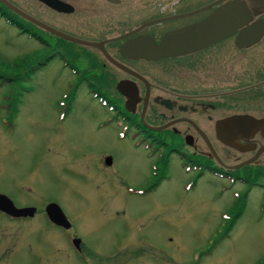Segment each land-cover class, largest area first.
I'll return each mask as SVG.
<instances>
[{
  "label": "rangeland",
  "instance_id": "rangeland-1",
  "mask_svg": "<svg viewBox=\"0 0 264 264\" xmlns=\"http://www.w3.org/2000/svg\"><path fill=\"white\" fill-rule=\"evenodd\" d=\"M125 9L118 10L122 19L145 18L136 12L127 16ZM106 12L118 14L112 9ZM66 20L59 16L57 21ZM54 47L40 46L0 19L1 69L13 72L11 60L23 55H33L28 66L38 59L54 61L17 82L14 103L22 104L14 119L15 132L6 131L0 121V193L18 205L55 201L90 253L80 259L65 245L60 230L47 231L46 240L38 244L34 223L0 220V255H7L0 264H258L263 260L264 180L248 190L243 183H230L206 170H189L172 154L163 167L167 178L152 182L149 163L140 153L121 145L113 128L96 127L94 122L109 117L97 100L84 92L76 95L70 101L73 112L64 119L54 107L62 102L67 80L52 53ZM11 88L0 82V117ZM107 154L114 156L118 179L128 184L123 191L109 189L95 171L96 159ZM238 212L232 229L220 239L227 218ZM37 251L42 257L36 256Z\"/></svg>",
  "mask_w": 264,
  "mask_h": 264
},
{
  "label": "flooded vegetation",
  "instance_id": "flooded-vegetation-1",
  "mask_svg": "<svg viewBox=\"0 0 264 264\" xmlns=\"http://www.w3.org/2000/svg\"><path fill=\"white\" fill-rule=\"evenodd\" d=\"M6 1L70 38L66 40L47 32L0 2V15H6L5 10H8L29 24L22 23L19 31L15 28L18 33L28 31L40 46L49 49L56 46L52 53L64 54L56 55L61 70L67 74L62 97L87 93L97 100L109 117L94 122L96 127L103 131L113 128L121 145L140 153L149 163L152 182L163 181V167L169 165L170 156L175 154L188 168L206 170L213 177L230 183L261 185L264 132L237 139L242 149L239 150L226 145L229 138H220L216 127L224 120L239 116L264 120V0H239L249 12L244 23L238 24L231 34L180 55H163L158 51L170 34L200 26L233 0H56L64 6L65 12L41 0ZM122 7L126 8L127 16L136 12L145 18L122 19V11H118ZM111 9L118 14L106 12ZM59 16L67 20L58 24ZM0 18L5 21L4 17ZM246 30L258 33V39L251 44L238 43L239 36ZM58 46L65 47L66 51L57 50ZM53 62L38 59L36 64L45 68ZM21 89L26 90L23 86ZM16 96L15 88H11V93L5 96L0 117L1 124L11 134L15 132L14 119L22 104L14 103ZM56 106L63 119L73 112L70 102L63 104L58 100ZM101 157L93 166L106 179L107 187L126 189L128 184L118 179L113 168L114 156ZM83 176L85 178L86 174ZM7 197L18 209L35 210L24 217L0 211L3 223H34V240L38 244L46 240L47 231L60 230L64 233L65 245L80 259L90 253L58 203L46 200L38 206L18 205ZM52 203L61 208L69 228L49 219L46 207ZM37 217L39 221H35ZM77 239L79 242L75 244ZM31 247L29 251H33ZM112 252L117 254L115 250ZM36 253L42 257L40 251ZM5 257V253L0 255V263Z\"/></svg>",
  "mask_w": 264,
  "mask_h": 264
},
{
  "label": "water",
  "instance_id": "water-1",
  "mask_svg": "<svg viewBox=\"0 0 264 264\" xmlns=\"http://www.w3.org/2000/svg\"><path fill=\"white\" fill-rule=\"evenodd\" d=\"M41 1L50 7H54L61 12H65L64 6L62 7V4H60L56 0ZM253 1L263 2V0ZM0 2L18 16L24 18L25 20L31 22L34 25L39 26L47 32L57 35L66 40L70 39L67 35L54 30L53 28L39 22L31 16L26 15L6 0H0ZM245 7L246 6L239 0H233L228 2V4L225 5L219 12L214 14L209 20L202 23L200 26L170 34L166 38L165 43L159 48L158 52L163 55L185 54L201 47L205 43L215 41L216 39L221 38L225 34H231L232 32H234V29L238 24L244 23L245 20L249 18V12L247 11V9H245ZM227 27H229V29ZM257 34L258 33L253 30H246L245 32H242L239 36L238 43L244 42L246 44H251L252 42H255V40L258 39ZM76 42H80L84 45L95 46V44L93 43L82 42L77 40ZM216 131L218 133V136L223 140L229 138V143H225L226 145L242 150L239 147L240 145L236 143V140L239 138H245L257 131L264 132V120H253L246 116L234 117L220 122L216 127ZM261 152H264V147L261 148ZM246 164H248V162L241 164L239 167H242ZM34 210V208L18 209L14 206L12 201L7 196L0 194L1 212H4L13 217H24L32 215ZM46 212L49 219L54 224L64 228H69L70 224L68 223L61 208L57 204H49L46 207ZM78 242L79 240L77 239L74 243L78 244Z\"/></svg>",
  "mask_w": 264,
  "mask_h": 264
},
{
  "label": "trees",
  "instance_id": "trees-1",
  "mask_svg": "<svg viewBox=\"0 0 264 264\" xmlns=\"http://www.w3.org/2000/svg\"><path fill=\"white\" fill-rule=\"evenodd\" d=\"M6 12V15L5 14H2L0 15V17H4L5 21L7 22V24H9L11 27L13 28H16L18 31L21 29V25L22 23H26L24 22L23 20H21L19 17H17L16 15L12 14L10 11L8 10H5ZM2 19V18H0ZM4 21V22H5ZM26 25L28 26L29 24L26 23ZM29 27H32V26H29ZM27 34L29 35V38H33L34 35L29 33L28 31H24L22 33H19L21 35L23 34ZM37 38V37H36ZM49 49V48H48ZM54 55V54H53ZM56 55H64V54H60V53H55V56ZM31 58L33 57V55H30V56H27V55H23L21 56L19 59H12L11 60V64L12 66L15 68V70L13 72H6L4 71L3 69L0 68V82L1 84H5V83H8L9 85H11L13 88H17V82H19L21 79L20 78H24V77H28L29 74H31L32 71H37L39 66H42V65H39V64H36V63H32L30 64L29 66L26 65V62L28 61V58ZM28 67V69H27ZM4 74V75H3ZM6 74V75H5ZM75 96H71L70 95H65L63 96L62 98V103L65 104V103H69L71 99H74ZM6 102V101H5ZM185 167H187L188 165H184ZM163 178H161V180H164L166 178V176H162ZM160 182V181H159ZM251 186H254V184H251L250 182L248 183L247 185V188L249 190V188H251ZM248 192V191H247ZM246 192V193H247ZM245 193V194H246ZM245 194H243V197L241 196H237V200H243L244 199V196ZM239 214H241L240 212H238L237 214L233 215L231 218H227V226H225L223 228V230H221L219 232L220 236L219 238L220 239H223L224 237H226L228 235V230L230 231L232 229V225L235 221V218L237 216H239ZM229 221V222H228ZM218 234V235H219ZM215 241V240H214ZM213 241V245H212V249L215 247V244L216 242ZM258 264H264V259L261 260Z\"/></svg>",
  "mask_w": 264,
  "mask_h": 264
}]
</instances>
